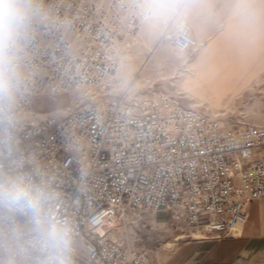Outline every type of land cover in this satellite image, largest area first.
I'll return each mask as SVG.
<instances>
[{
    "label": "built area",
    "instance_id": "2783aa9c",
    "mask_svg": "<svg viewBox=\"0 0 264 264\" xmlns=\"http://www.w3.org/2000/svg\"><path fill=\"white\" fill-rule=\"evenodd\" d=\"M37 3L13 149L0 151V171L18 165L59 194L73 264H150L144 249L110 234L130 209H165L211 236L238 234L249 203L264 197V127H225L157 89L126 98L133 79L119 75L122 54L143 23L135 0ZM163 39L197 47L184 23ZM83 90L101 95V106L62 115L35 108L39 96Z\"/></svg>",
    "mask_w": 264,
    "mask_h": 264
},
{
    "label": "crops",
    "instance_id": "0c3cea01",
    "mask_svg": "<svg viewBox=\"0 0 264 264\" xmlns=\"http://www.w3.org/2000/svg\"><path fill=\"white\" fill-rule=\"evenodd\" d=\"M194 2L197 7L183 23L199 51L178 80L173 94L178 102L184 100L181 105L187 107L234 105L245 94H264V0H242L255 13L249 18L232 10L237 0ZM174 26L153 30L143 22L138 37L156 45L165 42L163 35ZM247 212L236 235L176 233L165 245L175 243L163 258L157 257V264H264V197L251 201Z\"/></svg>",
    "mask_w": 264,
    "mask_h": 264
},
{
    "label": "clouds",
    "instance_id": "9594fccd",
    "mask_svg": "<svg viewBox=\"0 0 264 264\" xmlns=\"http://www.w3.org/2000/svg\"><path fill=\"white\" fill-rule=\"evenodd\" d=\"M133 7L145 24L160 30L169 24L182 27L197 5L194 0H135ZM232 10L244 18L255 16L242 0ZM40 14L37 0H0V151L9 154L26 82L25 52ZM18 167L0 171V257H11L12 264H73V229L56 212L59 194Z\"/></svg>",
    "mask_w": 264,
    "mask_h": 264
},
{
    "label": "rangeland",
    "instance_id": "374dc122",
    "mask_svg": "<svg viewBox=\"0 0 264 264\" xmlns=\"http://www.w3.org/2000/svg\"><path fill=\"white\" fill-rule=\"evenodd\" d=\"M198 51L199 47L180 50L166 42L146 45L136 36L134 43L126 47L122 54L119 75L125 80L133 79L125 97L130 98L149 89L161 90L175 97L173 94L178 88V80L189 72L188 64ZM115 96L119 97L120 94ZM102 99L103 97L97 95L95 91L83 90L55 96H39L35 100V108L41 113L62 115L86 106L100 107ZM262 101L264 94H245L243 99L238 100L234 105H191V107L215 116L225 127H237L248 123L264 127ZM181 104H184L182 99ZM189 232L192 236H203V231H197L184 222L172 220L168 211L130 209L117 221L110 234L124 246L128 243L144 249L150 264H157V257L163 258L172 247V243H175L172 242L167 246L166 242L172 240V236L176 233ZM185 239L181 238V240Z\"/></svg>",
    "mask_w": 264,
    "mask_h": 264
},
{
    "label": "bare ground",
    "instance_id": "6f19581e",
    "mask_svg": "<svg viewBox=\"0 0 264 264\" xmlns=\"http://www.w3.org/2000/svg\"><path fill=\"white\" fill-rule=\"evenodd\" d=\"M192 233H194V232H192ZM196 235V234H195ZM195 237H200V236H195Z\"/></svg>",
    "mask_w": 264,
    "mask_h": 264
}]
</instances>
